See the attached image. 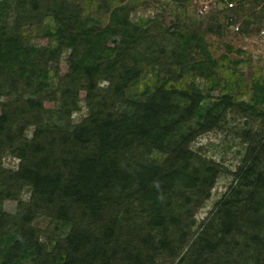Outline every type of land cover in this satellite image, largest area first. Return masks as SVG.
<instances>
[{
	"label": "trees",
	"instance_id": "1",
	"mask_svg": "<svg viewBox=\"0 0 264 264\" xmlns=\"http://www.w3.org/2000/svg\"><path fill=\"white\" fill-rule=\"evenodd\" d=\"M133 3L146 2L0 0V95H15L0 117V264H157L165 253L177 264H264V69L244 86L251 53L226 44L218 56L207 35L238 23L236 36L253 35L264 8L219 10L206 34H185L135 15ZM105 18L122 27L116 50ZM65 53L61 77L47 63ZM82 92L88 114L75 124ZM233 120L245 129L232 131ZM23 123L37 126L32 138ZM212 132L235 134L246 150L230 196L196 233L193 208L224 171L194 148ZM8 154L25 169H6ZM8 199L18 201L9 224ZM40 219L52 229H38Z\"/></svg>",
	"mask_w": 264,
	"mask_h": 264
},
{
	"label": "rangeland",
	"instance_id": "2",
	"mask_svg": "<svg viewBox=\"0 0 264 264\" xmlns=\"http://www.w3.org/2000/svg\"><path fill=\"white\" fill-rule=\"evenodd\" d=\"M206 1L210 4L209 11L208 13L202 15L200 10ZM141 2L146 3H143L142 5H137L135 3L132 4V6H135L136 8L135 15L156 17L158 20L163 22L162 24L165 26L177 24L185 34L193 29L201 30L206 34L207 29L210 26H214L211 18L220 10L219 4L213 0H141ZM105 22V25H107L110 30V33L107 36V43L112 49L116 50L120 45L123 35L122 27L120 24L110 21L109 18H105ZM60 23V20L55 21V24L57 25H60ZM207 35L210 43V50L218 56L226 52V44H230L236 49L246 50L251 53L254 68L247 73L246 78L243 81V85H247L249 87L253 74L264 69V50H262L260 46L256 44L254 39L256 34L254 33L253 35L246 37H238L232 32V30H225L222 38H219L216 35H211L210 33H207ZM30 36V43L37 45L44 50L48 48L49 40L45 38L36 39V35ZM47 67L53 72L58 71V74L61 77L68 75L70 72L68 55L65 53L58 61L47 63ZM217 95L218 92L211 93L207 102L209 104L214 103ZM85 96L86 93L82 92V101L80 104L81 111L73 114L72 120L75 124L80 123L82 119L88 114L84 102ZM13 98H15V95H0V117L4 115L5 103L12 100ZM45 106L47 110H52L54 108V104L49 102H47ZM232 123V131L245 129L244 121L233 120ZM248 127H252L255 130L258 128L257 126H253L251 122L249 123ZM21 129L23 130L22 133L25 134L24 137L29 139L33 137L34 132L37 130V126L34 123H23ZM17 133L18 135L21 134L20 132ZM14 136H16V134H14ZM194 148L195 150L200 148V153L203 156H206V158L209 160L218 162L224 169L222 176L219 178L217 184L211 191L210 197L201 200L193 208V214L196 220L193 231L198 233L202 230V228H204L205 224H207L209 219L213 216L216 205L225 196H227V198L230 196V186L234 178L230 172L234 173L237 171L239 165L241 164V159L245 153L246 146H244L242 141L238 139L233 133L225 134L220 132H212L202 136L196 142V144H194ZM2 162L4 167L8 170L23 171L25 169V164H23L20 159L12 156L11 154L6 155ZM227 172H229V174ZM29 197V192H25L22 195L23 200H28ZM2 206L4 210L3 222L8 224L14 223L18 212V201L8 199L4 201ZM49 223L50 222L48 220L40 219L37 220L34 225L42 231H47L49 227L50 230L52 229V226H50ZM194 238L196 237L193 236L189 240L182 255L190 247V244ZM225 240L228 243H233L231 237H228ZM179 259L180 256L178 258H172L169 253H165L160 254L156 261L157 264H177Z\"/></svg>",
	"mask_w": 264,
	"mask_h": 264
},
{
	"label": "built area",
	"instance_id": "3",
	"mask_svg": "<svg viewBox=\"0 0 264 264\" xmlns=\"http://www.w3.org/2000/svg\"><path fill=\"white\" fill-rule=\"evenodd\" d=\"M214 2L216 1L219 6L220 10L223 9H238L241 6L248 5L250 3H255L259 2L261 3L260 6H258V9L261 10L264 8V0H213ZM209 2L206 1V3L203 4L201 7L200 13L202 15L208 13L209 11ZM241 28V24L238 23L233 27L234 33L238 34ZM255 42L257 45L260 46L262 50H264V19L262 23L260 24L257 32L255 33Z\"/></svg>",
	"mask_w": 264,
	"mask_h": 264
}]
</instances>
